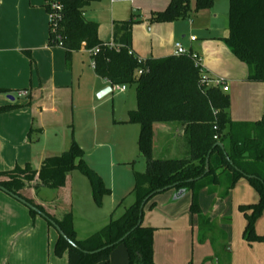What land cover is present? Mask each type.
<instances>
[{"label": "trees", "instance_id": "16d2710c", "mask_svg": "<svg viewBox=\"0 0 264 264\" xmlns=\"http://www.w3.org/2000/svg\"><path fill=\"white\" fill-rule=\"evenodd\" d=\"M99 0H60L63 6L57 20V36L49 23L50 46H60L67 60L74 52L85 49L91 54L96 75L114 86L135 87L137 107L129 112L128 124L140 127L138 148L145 159V172H135V201L123 215L84 240L77 237L72 213L57 219L41 205L26 198L22 191L37 175L41 185L56 191L65 187L67 177L79 169L92 183L93 197L99 201L109 193L101 176L84 160V150L72 141L59 157L52 159L39 173L16 167L0 172V187L25 199L60 227L68 240L59 235L55 252L67 253L68 264H109L113 250L124 245L128 253L126 264H157L155 262L154 227L144 225L143 202L158 190L174 186L178 193L192 192L191 211L199 213L201 230L212 225V218L199 211L198 192L205 186L224 200L242 179L247 180L259 196L257 203L241 205L246 226L243 238L249 245L264 243L256 232V224L264 214V116L256 123L232 121L229 115L231 98L220 88L203 84L202 68L193 53L143 60L129 54L132 49L133 19L114 23L115 47L99 38V24L86 19L85 14ZM192 0H171L169 7L152 16L151 22H175L191 16ZM216 0H195L194 12L209 8ZM229 34L223 39L233 55L250 70L248 80L264 83V0H228ZM47 11L50 12L46 5ZM1 94L8 93L0 89ZM16 105L0 106V115L18 109ZM177 126L182 131L186 153L175 157L154 155V125ZM32 131L34 128L31 129ZM217 137V139H215ZM220 142L224 149L216 146ZM209 159V172L205 174ZM150 197L145 207L154 198ZM122 204V202H121ZM144 207V209H145ZM33 220L38 213L29 210ZM47 221V220H46ZM47 221L48 225L53 227ZM126 238L120 242L122 238ZM207 237V234H203Z\"/></svg>", "mask_w": 264, "mask_h": 264}, {"label": "rangeland", "instance_id": "374dc122", "mask_svg": "<svg viewBox=\"0 0 264 264\" xmlns=\"http://www.w3.org/2000/svg\"><path fill=\"white\" fill-rule=\"evenodd\" d=\"M102 1L95 2L93 7H98ZM168 4L169 0H146L143 3L144 9L136 14L149 17L151 6L164 9ZM191 9L192 13L188 18L153 24H183L186 30L192 29L188 37H196L198 44L206 42L205 50L213 58L216 54V41L210 39V35L223 36L226 33L229 25V1L216 0L211 7L194 12L195 2L192 0ZM106 12L102 15L107 16L108 9ZM135 18H138V15ZM47 20H50L48 11ZM135 27L136 34L143 41L148 34L144 23L135 24ZM202 65H206L205 61ZM78 67L80 80L78 82L77 78L72 85L74 95L68 100V110H58L57 113L54 110L37 112L32 108L30 115L31 119L35 120L30 119V123L34 121L35 129L32 131L29 126L27 140H23L22 133L16 137V143L9 150V154L14 160V166L29 168L39 173L52 159L59 157L62 151L59 149L60 144L66 143L68 149L71 142L75 141L84 150L85 162L101 176L105 186L110 189L109 193L102 194L97 201L93 197L90 178L79 169L71 173L67 187L68 202L73 209L77 237L84 240L102 229L112 218L121 217L125 208L134 203V175L135 172H144L146 163L138 153L139 125L121 123L127 118V112L134 103L135 87L127 86V93L113 87L108 95L100 98V92L93 95L90 91L95 74L88 54L80 55ZM79 74L77 72V75ZM214 75L215 78H222L220 75ZM229 93L231 94V91ZM13 96L18 98L16 93ZM250 96L247 88L240 90L237 105L243 107L249 104ZM5 114L0 116L4 115V119L7 116ZM9 118L10 124L18 122L15 117ZM16 118L18 120L21 115L18 114ZM55 193L57 194V191L49 192L52 195ZM175 195L174 190L161 193L154 198V207L149 203L144 209V224L156 229L154 259L157 264H252L251 260H244L242 248L245 244L243 231L246 218L239 207L241 204L257 203L259 196L247 180L239 181L225 198L221 217L212 219V225H205L202 230L199 213L191 211L192 192L177 200ZM215 198L205 186L199 189L198 203L201 214L211 216ZM11 199L21 204L14 198ZM37 218L42 219L40 216ZM51 232L57 234L56 229L48 225L35 233L33 239L28 238L24 243H28L27 247L32 251L28 264H67L66 252L61 256L56 254V238ZM204 233L207 237L203 236ZM255 248L253 252H259V247ZM261 253L264 255V248ZM127 262L126 247L117 246L111 254L109 264Z\"/></svg>", "mask_w": 264, "mask_h": 264}, {"label": "crops", "instance_id": "0c3cea01", "mask_svg": "<svg viewBox=\"0 0 264 264\" xmlns=\"http://www.w3.org/2000/svg\"><path fill=\"white\" fill-rule=\"evenodd\" d=\"M144 2L146 0H103L98 7L92 5L85 17L87 20L99 24L100 40L110 44L114 42L115 22H125L133 19L136 25L140 22L144 23L148 34L143 41L136 34L135 24L133 25L131 49L135 56L143 60H156L175 56V45L181 43L187 51L198 56L201 65L205 61L206 65H202V67L209 76L213 77L214 74H217L227 81L229 90L226 93L231 98L229 115L232 121L241 123L261 121L264 116V83L250 82L248 80L249 67L240 62L229 47L223 43V39L229 34V25L223 36L213 37L212 34L210 35V39L216 41L214 42L216 54L212 58L205 50L206 42L198 44L199 40L196 37H188L192 29L188 28L186 30V27L182 26L183 24L168 23L159 25L151 22L152 16L164 12L169 7L171 0L164 9L151 6V17L136 14L144 9ZM107 9L108 14L106 16L104 14L107 13ZM102 13H104V16ZM137 15L138 18H135ZM192 38H195V40H192ZM84 54L90 56L95 74L90 88L91 93L95 95L106 87L113 88L109 82L96 75L89 51L82 49L79 52H74L70 60H67L66 51L62 47L50 46L46 0H0V89L8 91L6 94L0 93V106H19L18 109L6 113L7 116L4 119V115L0 116V172L15 169L16 166H14L13 158L10 157L9 150L16 143L17 139L15 138L21 133L24 136L23 140H27L26 134L29 126H31L30 129H35L34 121L30 123V110H33L32 108L37 112L54 110L57 113L58 110H68V100L74 95V93L72 94V85L77 78L78 82L80 80L78 60L80 55ZM77 72L79 75H77ZM242 87H246L251 96L249 104L240 107L236 102L240 90L246 89ZM128 90L127 87L126 91L120 92L127 93ZM21 91H26L27 96H18V98L13 96ZM8 96H13L14 101L9 100ZM134 96L135 100L127 112V118L122 120L121 123L128 124L126 122L129 112L137 107L136 90ZM17 99L22 102H18ZM18 114L21 115V118L17 120ZM9 117H15L18 122L10 124L11 118ZM153 141L156 157H175L186 153L182 131L175 125L155 124ZM59 149L62 150L61 155L67 150L66 143L64 145L60 144ZM138 153L141 157L139 148ZM70 176L71 174L67 177L65 187L56 190L57 194L52 195L49 192L53 190L41 185L37 175L33 182L26 183L22 194L36 204L41 205L57 219L63 218L68 213L73 215L71 203L68 202L69 192H67ZM221 192L222 189L215 194L216 198L210 216L213 220L220 218L225 208V199L221 200L219 198ZM47 227L48 223L45 219L36 218L33 220L28 208L18 204L10 196L0 191V264H28L32 257V251L27 247L28 243L27 245H24V243L28 241V238L33 239L35 233ZM256 232L260 236H264V214L256 224ZM51 235L56 238V241L58 240V232L57 234L51 232ZM255 247H259V252L255 250L253 252ZM263 248V243L249 245L245 242L242 248L244 249V260H251L252 264H264V255L261 253Z\"/></svg>", "mask_w": 264, "mask_h": 264}, {"label": "built area", "instance_id": "2783aa9c", "mask_svg": "<svg viewBox=\"0 0 264 264\" xmlns=\"http://www.w3.org/2000/svg\"><path fill=\"white\" fill-rule=\"evenodd\" d=\"M46 5L49 7V14H50V20L49 23H51L53 25V32L55 33V35L57 36V20L58 18L61 16V12L63 11V6L60 3V0H46ZM58 37V36H57ZM192 40H195V38H192ZM110 47H115L113 44H109ZM119 49V48H117ZM99 52V49L96 48L94 50H92L90 53L91 54H96ZM130 55H134L133 51L130 50L129 51ZM189 55V51H187L181 43H176L175 45V56H188ZM194 59L198 60L197 61V65H199L202 69L203 72V84H205L206 86H214L217 88H220L223 92H228L229 90V86L228 83L225 79L223 78H213L211 76H209L204 68L201 65L200 60L198 59V56L193 54ZM117 87V89L119 91H126L127 86H114ZM27 92L26 91H21L18 93L19 97H25L27 96ZM215 139H217V137H215Z\"/></svg>", "mask_w": 264, "mask_h": 264}, {"label": "water", "instance_id": "95a60500", "mask_svg": "<svg viewBox=\"0 0 264 264\" xmlns=\"http://www.w3.org/2000/svg\"><path fill=\"white\" fill-rule=\"evenodd\" d=\"M111 91H112V88H111L110 86H109V87H106V88H104V89L99 93L98 96H99V97H103V96L107 95L108 93H110ZM8 99L11 100V101H14L13 96H8ZM216 146L221 147L222 149H224V145H223L222 143H220V142H218V143L216 144ZM208 172H209V159H207V162H206V171H205V174H207ZM173 188H174V186L166 187V188H164V189H161V190L156 191V192L153 193L151 196H153V195H155V194H157V193H159V194L164 193V192H166V191L172 190ZM0 191H2V192H4V193H6L7 195L11 196V197L14 198L15 200H17L18 202H20L21 204H23L25 207H27L29 210H32V211L38 213L43 219L49 221V219L46 217L45 214L41 213V212L39 211L38 208H36L35 206H33V205H31L30 203H28L25 199H23V198H21V197H19V196H16V195H14L13 193L8 192V191H7L5 188H3V187H0ZM184 194H185V190H181V191H179L178 193H176V195H175V199H178L179 197H181V196L184 195ZM151 196H149V197L143 202V204H142V206H141V214H140L141 217H142V215H143L144 207H145L147 201L150 199ZM49 222H50V223L52 224V226L57 230V232L59 233V235L63 236L66 240H68L67 237L65 236V234H64V233L62 232V230L60 229V227H59L58 225H56L55 222H53V221H51V220H50ZM125 238H126V236H125L124 238H122V239L120 240V242H122Z\"/></svg>", "mask_w": 264, "mask_h": 264}]
</instances>
